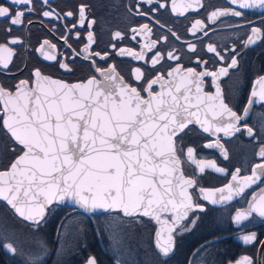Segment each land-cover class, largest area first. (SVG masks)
Segmentation results:
<instances>
[{
    "label": "snow or ice",
    "instance_id": "1",
    "mask_svg": "<svg viewBox=\"0 0 264 264\" xmlns=\"http://www.w3.org/2000/svg\"><path fill=\"white\" fill-rule=\"evenodd\" d=\"M36 2L8 0L0 4V22L7 24L5 31L10 33L13 26L23 25L26 13L37 10ZM42 3L51 8L49 0ZM171 3V12L179 16L203 7L202 0H182L178 11L177 0ZM144 4L150 7L142 11ZM227 4L229 6L210 12L209 23L231 17L235 18L232 24L246 27L240 23L244 10H264V0H227ZM166 7L159 0H139L134 14L160 24L156 13ZM88 8L89 5L80 4L77 13L68 11L61 17L52 9L42 11V16L52 20L68 19L71 28L67 25L65 28L69 33L87 25L88 42L76 55L91 62L92 76L86 81L68 84L35 69L31 85L28 80H20L15 91L0 85L2 127L14 141L12 150L18 152L10 167L0 170V202L33 226H39L54 205L66 202L85 213H120L133 221L148 218L159 226L155 232L156 249L163 257H169L175 249L176 236L198 226L201 217L197 213L206 211L200 201L225 205L235 198H243L253 185L264 184V145L257 153L261 162L252 166L250 175H241V169L236 168L229 182L213 189L200 186L197 173L203 175L206 169H211L226 174L225 168L214 161L198 159L194 147L181 146L188 133L194 131L192 126H198L201 133L215 138L204 147L218 149L228 160L220 133L232 137L245 131L250 138H255L253 128L247 123L242 125L241 121L248 118L249 108L257 102V97L259 102H264V75L254 81L248 106L240 114L226 102L220 84L221 78L228 77L230 70L239 67L236 48L222 53L215 45H207L206 53L212 54L210 59L220 65L215 70L205 67L209 60L200 56L195 57L200 71L185 68L182 63L168 65L165 70L168 61H181V55L174 50L165 55L163 49L156 48L160 40L165 43L169 40L168 35H162L142 45L139 53L124 48L116 51L119 56L128 55L150 63L155 72L147 79L140 67L133 68L132 78L138 82L133 86L117 72L115 65L103 67L95 59L107 61L110 53L91 51L95 43L92 28L96 21L89 19ZM74 16L77 19L72 22ZM160 27L165 26L160 24ZM208 27L203 20L195 19L188 32L193 36L197 33L208 36ZM130 31L135 40L138 35L151 34L152 28L143 23ZM168 31L177 41L181 39L175 31ZM75 36L79 39V31ZM123 38L119 31L113 35L114 40ZM62 39L68 44V36ZM258 41L264 42V21L261 26L248 27L243 46L255 45ZM20 43L18 38H10L7 45H0V71L8 70L12 62L15 53L10 45ZM48 45L49 41L44 40L38 51L45 60H55V56L44 51V46ZM111 47L116 49V45ZM143 49L152 56L147 57ZM196 51V45L188 43L187 52ZM59 67L72 71L68 63L60 62ZM209 84L214 91L205 90ZM184 165L195 166V170L186 175ZM256 217L264 220V188L253 194L247 207L236 210L231 219L240 226ZM239 238L245 245L256 242L255 233ZM0 247L10 253L17 251L6 237L0 240ZM86 264H97L96 258L89 257ZM234 264H253V260L244 255Z\"/></svg>",
    "mask_w": 264,
    "mask_h": 264
},
{
    "label": "flooded vegetation",
    "instance_id": "2",
    "mask_svg": "<svg viewBox=\"0 0 264 264\" xmlns=\"http://www.w3.org/2000/svg\"><path fill=\"white\" fill-rule=\"evenodd\" d=\"M8 0H0V4H6ZM139 0H49L48 5H44L41 0L36 2V11L26 13L24 24L13 26L9 33L5 31L7 24L0 22V45H7L10 38H18L21 43L10 45L14 50L12 62L9 69L0 71V85L6 89L14 91L20 80H28L31 85L34 79L32 73L39 69L44 76L63 80L66 82L84 81L94 74L91 62L76 55L87 44V25L85 28H77L71 33L67 28H71L68 19L52 20L42 16V11L54 9L63 17L64 13L72 11L78 12L80 4H87L89 8L87 15L89 19H94L93 25L95 43L92 45V52L110 53L107 61L95 59L103 66L115 65L117 72L133 86L137 81L132 78V70L140 67L145 73V78L150 79L155 75L151 70L150 63L144 60L133 59L131 56H119L116 51L124 48L131 49L139 53L149 40H157L162 35H168L169 40L165 43L160 40L156 48L167 51H176L181 55V61H168V65L182 63L185 68L192 67L197 71L201 68L195 63V57L200 56L209 63L205 67L210 70L220 65L210 59L212 54L206 53L208 44H213L222 53L235 47L239 53V67L230 70L228 77L221 78L220 84L224 92L226 102L233 110L242 114L243 109L248 106L247 101L251 98L254 81L264 75V42L258 41L255 45L243 46V41L248 34V27L261 26L264 21V10L247 9L245 16L240 21L246 27H237L232 24L231 17H221L215 24L209 23L207 16L211 11L222 9L226 6L227 0H202L203 7L198 11H188L184 16L174 15L171 12V0H159L167 7L160 9L156 13V19L160 24L150 21L148 17H142L135 13V5ZM182 0H177L176 7L180 10ZM155 6V5H153ZM150 6L142 5L141 10H147ZM131 9V11H129ZM149 15H152L149 13ZM76 16L71 18L74 22ZM195 19H201L209 27L208 36L197 33L196 36L188 32ZM31 21V23H29ZM250 22V24H249ZM143 23H148L152 28V33L138 35L133 40L131 28H138ZM232 25V26H229ZM175 31L180 40L171 37L168 30ZM79 31V39L75 32ZM121 32L123 39H113L115 32ZM68 36V46L62 39ZM48 40L49 45L44 46V51L55 56V60H45L43 53L38 51L43 45V41ZM188 43L196 45L195 53L187 52ZM51 45H55L52 48ZM116 45V49L111 46ZM147 57L152 53L147 52ZM156 49H153L155 51ZM231 55V52H228ZM68 63L72 71L67 72L59 67V63ZM159 67V65H157ZM143 83V81L139 82ZM206 91H214L209 85L205 86ZM257 91L259 88L257 86ZM257 102L249 108V116L241 124L247 123L253 128L255 138H250L245 131H241L232 137H224L220 133L221 143L224 144L229 154V159L225 160L216 148L208 149L205 143L212 142L215 138L207 133H201L198 126H192L194 131L189 132L182 142L183 147L192 146L196 149L198 159L214 161L217 166L225 168L226 174L215 173L211 169H206L203 175L197 173L200 186L213 189L223 187L231 180V174L236 168L241 169V175H250L254 164L261 162L257 153L264 145V102ZM14 143L2 127L0 118V170L8 168L11 161L18 152L12 150ZM17 147V146H16ZM186 175H190L195 166L184 165ZM264 184L253 185L247 189L243 198H235L225 205H212L207 201H200L206 211L197 213L201 220L198 226L191 232L181 233L176 236V245L173 253L169 257H163L153 244L154 225L139 218L133 221L132 218H124L120 214L114 216L99 215L88 217L70 208L53 206L47 212V216L42 224L31 228L19 222L11 212L0 202L1 210L9 213L11 218L24 226L20 229L21 235L26 236L30 243L35 240L29 249L21 252L17 244L12 243L8 238L7 242L16 248L15 253H10L6 248L0 247V264H82L81 243L88 245V251L95 252L97 264H229L247 255L252 258L253 264H264V220L261 218H250L237 226L232 223V216L236 210L247 207V201L253 194H258ZM197 195L199 193L197 192ZM1 214V213H0ZM191 215V214H190ZM81 216L89 225L83 231ZM100 216L103 218L99 219ZM110 217V218H108ZM114 217L116 219H114ZM98 224L101 228H94L93 224ZM110 228H103L102 225H111ZM115 226V227H114ZM82 230V233H81ZM110 232L109 238L105 240V233ZM255 233L256 242L245 245L239 238L242 235ZM35 238V239H33ZM4 238H0L3 240ZM108 241V242H106ZM40 242V243H36Z\"/></svg>",
    "mask_w": 264,
    "mask_h": 264
},
{
    "label": "rangeland",
    "instance_id": "3",
    "mask_svg": "<svg viewBox=\"0 0 264 264\" xmlns=\"http://www.w3.org/2000/svg\"><path fill=\"white\" fill-rule=\"evenodd\" d=\"M0 238H8L12 243L17 244L19 247V250L21 252H23L24 250L29 249L30 245L32 243L35 242V240L31 241L32 243H30V241L28 240V238L26 236H22L21 235V231L20 229L22 228V226H24L22 223L17 222L15 219L11 218L9 213H6L5 211L3 212L1 210L0 212ZM102 219L103 216H100L99 219ZM110 218V217H108ZM111 219V218H110ZM81 220L83 221L81 228H83L84 230H87L86 228H89V225L86 223V220L81 216ZM31 228H34L36 226H30ZM103 228H110L112 227L111 225H102ZM115 227V226H114ZM99 227V231H100ZM82 233V230H81ZM110 232H106L105 233V240L109 238ZM35 239V238H33ZM108 242V241H106ZM36 243H40V242H36ZM88 245L86 246V244H82L81 243V252L88 250Z\"/></svg>",
    "mask_w": 264,
    "mask_h": 264
},
{
    "label": "water",
    "instance_id": "4",
    "mask_svg": "<svg viewBox=\"0 0 264 264\" xmlns=\"http://www.w3.org/2000/svg\"><path fill=\"white\" fill-rule=\"evenodd\" d=\"M42 1V0H41ZM51 78V77H50ZM52 79H55V78H52ZM56 80H59V79H56ZM60 81H62V82H65V83H68V84H73V83H78V82H83V81H75V82H66V81H63V80H60ZM84 81H86V80H84ZM14 91H15V89H14ZM5 132H6V130H4ZM7 133V132H6ZM8 136H9V134H7ZM9 138H10V136H9ZM11 139V138H10ZM13 143H14V141L13 140H11ZM18 147V146H17ZM16 158V156L14 157V159ZM14 159L11 161V163L14 161ZM10 163V164H11ZM10 164H9V166H8V168L10 167ZM7 168V169H8ZM7 169H5V170H7ZM2 203V202H1ZM3 204V203H2ZM4 205V204H3ZM5 206V205H4ZM54 206H60V207H64V208H70V209H72V210H75V211H77V212H80L82 215H84V216H88V217H93V216H99V215H102V214H108V213H106V212H103V211H97L96 213H94V214H92V213H85L82 209H80L78 206H76V205H74V204H72L71 202H66V203H63V204H58V205H54ZM7 208V207H6ZM8 209V208H7ZM11 212V211H10ZM11 214L17 219V220H19L20 222H22V223H24V224H26V225H29V226H33L30 222H28V221H23L21 218H19L18 216H16V215H14L12 212H11ZM116 214H120V213H116ZM121 216H122V214H120ZM46 216H47V214H46ZM123 217V216H122ZM46 218V217H45ZM125 218V217H124ZM141 218H143V217H141ZM128 219V218H127ZM143 219H145V220H147V221H149V222H151L153 225H154V227H155V230H154V239H153V244L155 245V242H156V237H155V232H156V230L158 229V225L155 223V221H152V220H149L148 218H143ZM44 221H42L41 222V224L43 223ZM157 251H158V249H157ZM89 257H94L93 255H89L86 259H85V261L82 263V264H86V261H87V259L89 258Z\"/></svg>",
    "mask_w": 264,
    "mask_h": 264
},
{
    "label": "trees",
    "instance_id": "5",
    "mask_svg": "<svg viewBox=\"0 0 264 264\" xmlns=\"http://www.w3.org/2000/svg\"><path fill=\"white\" fill-rule=\"evenodd\" d=\"M96 226H97V228L100 227L98 224H97ZM89 254L93 255L94 257L96 256V255H95V252H93V251H88V250H86V252H85V251H82V252H81V261L85 260L86 257L89 256Z\"/></svg>",
    "mask_w": 264,
    "mask_h": 264
},
{
    "label": "bare ground",
    "instance_id": "6",
    "mask_svg": "<svg viewBox=\"0 0 264 264\" xmlns=\"http://www.w3.org/2000/svg\"><path fill=\"white\" fill-rule=\"evenodd\" d=\"M108 216H114V215H108ZM93 226H94V228L98 229L97 226H96V223H94Z\"/></svg>",
    "mask_w": 264,
    "mask_h": 264
}]
</instances>
